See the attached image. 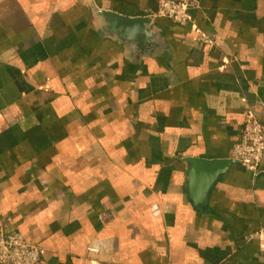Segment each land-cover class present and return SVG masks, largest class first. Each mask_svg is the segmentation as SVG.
Segmentation results:
<instances>
[{"label":"crops","instance_id":"0c3cea01","mask_svg":"<svg viewBox=\"0 0 264 264\" xmlns=\"http://www.w3.org/2000/svg\"><path fill=\"white\" fill-rule=\"evenodd\" d=\"M196 1L208 43L158 0H0V225L39 264H262L264 157L200 210L185 159L232 160L245 114L264 125V0ZM91 6L153 17L163 46Z\"/></svg>","mask_w":264,"mask_h":264},{"label":"built area","instance_id":"2783aa9c","mask_svg":"<svg viewBox=\"0 0 264 264\" xmlns=\"http://www.w3.org/2000/svg\"><path fill=\"white\" fill-rule=\"evenodd\" d=\"M196 0H158L154 17L189 27L203 43L209 39L193 23L190 11ZM264 157V125L251 113L245 114L240 139L233 147L232 160L246 171L256 175ZM260 246L264 264V225L253 235ZM40 249L19 233H6L0 225V264H39Z\"/></svg>","mask_w":264,"mask_h":264},{"label":"water","instance_id":"95a60500","mask_svg":"<svg viewBox=\"0 0 264 264\" xmlns=\"http://www.w3.org/2000/svg\"><path fill=\"white\" fill-rule=\"evenodd\" d=\"M93 15L103 30H109L113 38L124 37L131 45L142 44L143 47L163 46L161 34L153 26V17H128L119 13L97 9L91 6ZM146 51V55H149ZM188 195L195 209L205 205L207 195L227 169L235 164L231 159L203 160L187 158ZM264 177V173L261 174ZM264 184V181H263Z\"/></svg>","mask_w":264,"mask_h":264}]
</instances>
